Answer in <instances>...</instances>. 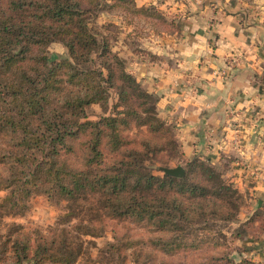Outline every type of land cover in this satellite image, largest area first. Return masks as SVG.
I'll return each instance as SVG.
<instances>
[{
	"label": "trees",
	"instance_id": "obj_1",
	"mask_svg": "<svg viewBox=\"0 0 264 264\" xmlns=\"http://www.w3.org/2000/svg\"><path fill=\"white\" fill-rule=\"evenodd\" d=\"M101 1L0 0V189L6 190L0 216L23 217L35 195L64 208L47 228L12 221L0 229V264L93 262L89 249L111 220L155 233L132 248L134 264H264V253L256 259L242 248L237 260L215 251L225 246V228L238 220L245 196L212 163L185 159L175 129L159 115L157 96L90 25V5L96 9ZM133 1L134 13L156 9ZM160 15L161 28H176ZM54 41L67 47L68 57L50 61ZM110 90L117 94L112 107ZM94 104L109 114L90 119ZM132 127L149 136L134 145L126 135ZM172 157L185 176L161 169L171 167ZM154 160L161 162L154 166ZM256 214L241 225L264 224ZM114 237L102 249L110 264L119 263ZM183 253L180 263L159 257Z\"/></svg>",
	"mask_w": 264,
	"mask_h": 264
},
{
	"label": "crops",
	"instance_id": "obj_2",
	"mask_svg": "<svg viewBox=\"0 0 264 264\" xmlns=\"http://www.w3.org/2000/svg\"><path fill=\"white\" fill-rule=\"evenodd\" d=\"M135 2L176 28L154 33L146 55L126 47L129 70L157 96L185 159L212 163L244 194L241 220L264 212V0ZM244 243L261 258L264 232Z\"/></svg>",
	"mask_w": 264,
	"mask_h": 264
},
{
	"label": "rangeland",
	"instance_id": "obj_3",
	"mask_svg": "<svg viewBox=\"0 0 264 264\" xmlns=\"http://www.w3.org/2000/svg\"><path fill=\"white\" fill-rule=\"evenodd\" d=\"M246 1L251 2L252 0ZM116 2L113 0H102L101 6L96 9L90 5V9L92 11L89 14V16H91L90 25L95 32L106 34L110 40L113 52L118 53L120 57L124 58L128 62V52L125 48L131 47L135 52H137L136 49L145 50L141 47L142 44L144 42H150V37H153V34L157 33L164 24L157 8H152L150 10L149 7L148 12L138 11V13H134L132 12V8L134 7L133 0H121V2ZM114 4L117 5L115 6ZM129 28H131V30H129ZM47 53L50 61L60 60L62 58L68 57V49L60 41L51 42L47 48ZM110 94L111 96L109 99V104L112 107L117 101V94L115 90H110ZM106 114L109 113H105L99 104H94L88 109L89 118L92 120H98L102 115ZM126 135L128 138L134 141V145H138L140 141L149 136L145 129H137L133 127L126 133ZM150 137L153 139V144H157V142H159L157 137ZM163 156L167 157L166 153ZM72 158H75V156H72ZM107 158L113 159L115 158V155L107 153ZM159 162L161 161L154 160L151 163L154 166H157ZM170 162L171 167L178 166L179 163L177 162V157H172ZM181 163L185 164V162ZM5 194L6 190L0 189V200L3 196H5ZM62 213H64V208L54 205L44 195H35L29 200V208L23 217L4 216L2 218L0 216V229L4 231L5 225L12 221L22 222L25 226L38 224L47 228L51 225L57 224ZM256 213L258 214L255 216L264 218V212L259 211ZM74 221H76V219ZM244 221L245 219L241 220L239 215L237 221L232 222L225 228V232L227 233V242L223 248L221 247L219 249H215V251H229L232 253V256L238 260L239 256L241 255L240 250L244 248L242 253L243 256L246 255L256 259L260 258L254 249V253H250V250L252 249L249 247L252 246V244H245L244 241H259L263 235V231L260 233V230L264 224L263 222H258L257 225L255 224L251 227V229L249 227L245 228L241 225V223ZM147 228L148 226L144 227L142 224H137L128 220L108 221L105 234L103 236L94 238L95 246H91L89 249L90 256H92L95 261L91 262L83 257L80 258L75 264H100L98 262L99 258L102 259V264H110L106 263V260L103 259V254L105 253H103L102 249L108 242H117L114 236L118 238L117 240L121 244L120 256L117 255L116 257V260L119 261L117 264H134V257L131 253L132 248L141 247L142 243L138 240H141L142 238L148 239L155 235V233L151 234ZM255 244L257 243H253V246ZM145 248L147 250L151 249L148 245H146ZM106 256L108 257L109 254H106ZM159 257L167 261H175L180 263L183 262L185 256L183 253L177 257L164 256L162 254H159ZM25 264L31 263L28 262Z\"/></svg>",
	"mask_w": 264,
	"mask_h": 264
},
{
	"label": "water",
	"instance_id": "obj_4",
	"mask_svg": "<svg viewBox=\"0 0 264 264\" xmlns=\"http://www.w3.org/2000/svg\"><path fill=\"white\" fill-rule=\"evenodd\" d=\"M166 173L173 175V176H178V177H183L185 176V169L182 165H178L175 167H162Z\"/></svg>",
	"mask_w": 264,
	"mask_h": 264
},
{
	"label": "built area",
	"instance_id": "obj_5",
	"mask_svg": "<svg viewBox=\"0 0 264 264\" xmlns=\"http://www.w3.org/2000/svg\"><path fill=\"white\" fill-rule=\"evenodd\" d=\"M221 73H222L223 76L226 75L225 72H221Z\"/></svg>",
	"mask_w": 264,
	"mask_h": 264
}]
</instances>
